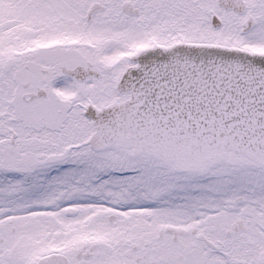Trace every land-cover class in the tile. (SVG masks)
<instances>
[{"label": "snow or ice", "instance_id": "obj_1", "mask_svg": "<svg viewBox=\"0 0 264 264\" xmlns=\"http://www.w3.org/2000/svg\"><path fill=\"white\" fill-rule=\"evenodd\" d=\"M0 264H264V0H0Z\"/></svg>", "mask_w": 264, "mask_h": 264}]
</instances>
